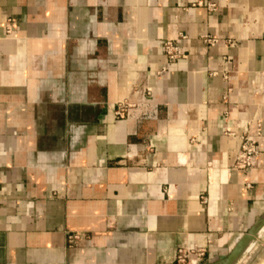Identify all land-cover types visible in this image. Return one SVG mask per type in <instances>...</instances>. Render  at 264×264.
Returning a JSON list of instances; mask_svg holds the SVG:
<instances>
[{
  "label": "crops",
  "instance_id": "crops-1",
  "mask_svg": "<svg viewBox=\"0 0 264 264\" xmlns=\"http://www.w3.org/2000/svg\"><path fill=\"white\" fill-rule=\"evenodd\" d=\"M263 217L264 0H0V264H213L254 231L241 264Z\"/></svg>",
  "mask_w": 264,
  "mask_h": 264
},
{
  "label": "built area",
  "instance_id": "built-area-1",
  "mask_svg": "<svg viewBox=\"0 0 264 264\" xmlns=\"http://www.w3.org/2000/svg\"><path fill=\"white\" fill-rule=\"evenodd\" d=\"M206 9L211 11L215 8V3L213 1L205 2ZM13 19L8 17L5 22V30L9 32L12 28ZM186 34L179 32L176 37L165 39L162 42V49L166 57L170 60L183 56V51L178 44L182 39H185ZM200 37L207 43H213L215 38L208 36L207 34H200ZM148 91V87L145 88ZM124 105L121 102L116 105V114H120L124 109ZM257 149L252 137L250 135H243L239 143V147L236 151L234 160L231 164V167L234 168H245L248 167L254 155L256 154ZM79 235L76 233L67 234V240L71 241L72 239L77 238ZM203 254V249H186L184 247H177L174 255V264H195L199 256Z\"/></svg>",
  "mask_w": 264,
  "mask_h": 264
},
{
  "label": "water",
  "instance_id": "water-1",
  "mask_svg": "<svg viewBox=\"0 0 264 264\" xmlns=\"http://www.w3.org/2000/svg\"><path fill=\"white\" fill-rule=\"evenodd\" d=\"M261 222H264V217L262 218ZM252 232L254 231H248L224 258L216 261L213 264H230L231 261L240 253L245 241L252 236Z\"/></svg>",
  "mask_w": 264,
  "mask_h": 264
},
{
  "label": "rangeland",
  "instance_id": "rangeland-1",
  "mask_svg": "<svg viewBox=\"0 0 264 264\" xmlns=\"http://www.w3.org/2000/svg\"><path fill=\"white\" fill-rule=\"evenodd\" d=\"M248 258L241 264H264V239L248 254Z\"/></svg>",
  "mask_w": 264,
  "mask_h": 264
}]
</instances>
